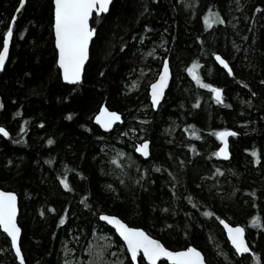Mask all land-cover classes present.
I'll use <instances>...</instances> for the list:
<instances>
[{
  "label": "trees",
  "instance_id": "trees-1",
  "mask_svg": "<svg viewBox=\"0 0 264 264\" xmlns=\"http://www.w3.org/2000/svg\"><path fill=\"white\" fill-rule=\"evenodd\" d=\"M190 3L113 0L106 14L91 19L97 31L75 84L62 81L55 62L51 0H26L16 13L0 70V125L9 132L0 135V188L17 194L26 264H63L67 257L86 264L94 230L123 244L100 213L144 229L170 249L197 247L208 264H256L251 253L235 254L219 217L245 227L264 264V0ZM18 6L19 0H0V47ZM210 12L224 23L206 26ZM152 45L159 57L144 59ZM212 53L227 60L234 76ZM164 57L171 80L153 110L145 83L131 92L126 84L142 69L158 73ZM193 62L202 82L222 89L223 103L193 79L187 70ZM103 104L122 117L109 132L93 122ZM225 129L236 135L228 137L229 159L220 160L215 133ZM144 139L147 158L134 152ZM121 255L132 264L125 249ZM138 263L146 264L142 256ZM0 264H18L1 231Z\"/></svg>",
  "mask_w": 264,
  "mask_h": 264
},
{
  "label": "snow or ice",
  "instance_id": "snow-or-ice-1",
  "mask_svg": "<svg viewBox=\"0 0 264 264\" xmlns=\"http://www.w3.org/2000/svg\"><path fill=\"white\" fill-rule=\"evenodd\" d=\"M26 0H19V6L15 9V13L11 17V22L8 23L6 30L2 33V47H0V68L5 64L6 56L9 52V42L13 35V23L17 19L16 13L21 11V8L25 5ZM53 5V23L52 29L55 36V49L57 52L56 64L59 67L63 80L68 82H79L81 80V71L85 64V61L89 58V42L94 36L97 29L90 26L89 18L93 14L97 18L109 10V4L111 0H51ZM206 26L211 27L215 23H224L220 19L219 14L210 12L203 17ZM146 30H147V26ZM144 39L143 36L140 37ZM199 39V38H198ZM215 60L227 70L229 76H234L232 68L229 63L217 53H212ZM198 65L193 62V66H190L187 70L192 75L197 84L203 88L210 89L212 95L217 103H223L222 89L214 86L210 83H204L200 77L194 73L193 68ZM169 79V61L165 57L163 60L162 70L158 73V78L150 85V94L152 107L155 108L164 95V89ZM242 83V82H241ZM261 83H264L262 81ZM247 87V85H245ZM254 95V94H253ZM70 118V117H69ZM97 123L104 129H109L113 126L114 121H119L121 116L115 111H108L103 105L100 107V112L95 117ZM21 132L24 128L21 127ZM0 134L4 137L9 136L8 130L4 126H0ZM196 135L195 132L192 133ZM215 135L223 142V146L214 155H227V141L228 135H236L235 132H231L228 129L215 133ZM48 144L53 143L51 139L47 141ZM136 152L141 153L143 156L149 155V141L144 140L143 143L136 146ZM123 155V153H120ZM253 157L257 156L255 150L252 152ZM159 170V169H157ZM60 183L65 189H69V183L61 179ZM87 207V205H85ZM16 194L14 192L0 191V229H2L8 237H10L11 247L15 251L16 258L20 261V264H24V258L22 256L21 248L18 245V236L20 234V228L16 223ZM205 216H213L212 212H204ZM99 218L102 221H106L112 225L119 236L123 239L127 246V252L130 254L133 262L137 260V254L143 252V257L148 261V264H157V261L161 257L167 258L171 264H205V258L202 253L195 247L189 245L180 251H171L165 247L159 240L153 239L145 231L140 228L129 227L121 219L116 216L106 215L104 213L99 214ZM220 224L223 225L228 240L235 249L236 255L245 253L252 254L256 264H260V259L255 252H252L250 247L245 241V229L241 225L232 226L225 222V220L216 217ZM251 221L255 226L260 227L259 217H251ZM60 224L65 223V218L60 217ZM104 250L97 251V264H107L102 260ZM92 264V261H89ZM114 264H122L117 261Z\"/></svg>",
  "mask_w": 264,
  "mask_h": 264
},
{
  "label": "rangeland",
  "instance_id": "rangeland-1",
  "mask_svg": "<svg viewBox=\"0 0 264 264\" xmlns=\"http://www.w3.org/2000/svg\"><path fill=\"white\" fill-rule=\"evenodd\" d=\"M187 0H185L186 2ZM192 0H189V4H191ZM188 5V4H187ZM189 6V5H188ZM145 37V36H143ZM161 47L160 43L158 45ZM145 58H150V59H156L159 57L156 47L152 45L151 48H149L145 52ZM159 71V70H158ZM149 74V75H148ZM157 72H154L152 68H145L142 69L141 71L138 72L137 76L133 79H131L127 84H126V89L131 92L134 91L138 88H140L141 85L148 86L152 81L157 76ZM207 96L211 95L212 92L210 89H207L206 91ZM135 146V145H134ZM122 158L124 161L130 163V158L127 153L123 154ZM103 249L104 250V255L102 257V260L107 262V264H114V262L120 261L122 264H124V260L122 258L121 252L125 249L123 244L117 246L112 240V236L110 233L101 231V230H94L91 239L88 242L87 248L85 250L86 253V264H89V261H92V264H97V256L96 253L97 251ZM65 255L66 250H64ZM63 264H76L73 261L72 257H67L64 259Z\"/></svg>",
  "mask_w": 264,
  "mask_h": 264
},
{
  "label": "water",
  "instance_id": "water-1",
  "mask_svg": "<svg viewBox=\"0 0 264 264\" xmlns=\"http://www.w3.org/2000/svg\"><path fill=\"white\" fill-rule=\"evenodd\" d=\"M112 1L113 0H111V2H110V4H109V8H110V5H111V3H112ZM108 12V11H107ZM107 12H104V13H102V14H106ZM101 14V15H102ZM93 15H95V14H93ZM93 15L92 16H90V18H89V23H90V26L92 27V25H91V19H92V17H93ZM54 19V18H53ZM95 29V28H94ZM53 36H54V32H53ZM95 37V34H94V36L90 39V42H89V52H90V45H91V41L93 40V38ZM10 42H11V38H10ZM10 42H9V47H10ZM54 47H55V36H54ZM56 50V49H55ZM220 55V54H219ZM56 56H57V52H56ZM7 57H8V55L6 56V59H5V63H6V61H7ZM222 57V56H221ZM168 58V57H167ZM222 58H224V57H222ZM89 59V58H88ZM88 59L85 61V64H84V66H83V68H82V71H81V80H82V76H83V72H84V68H85V65H86V63H87V61H88ZM225 59V58H224ZM164 60V59H163ZM213 60H214V62L220 67V68H222L223 70H225V71H227L226 69H224L223 68V66L222 65H220L216 60H215V57L213 56ZM226 60V59H225ZM169 61V60H168ZM227 61V60H226ZM5 65V64H4ZM57 65V64H56ZM57 67H58V65H57ZM162 67H163V61H162V64H161V67H160V69H159V71L160 70H162ZM4 68V66L2 67V68H0V70H2ZM58 69H59V67H58ZM60 71V70H59ZM159 73V72H158ZM60 76H61V79H62V81L64 82V83H66V84H75V83H77V82H68V81H65V80H63V78H62V75H61V73H60ZM158 78V74H157V76H156V78L154 79V81L156 80ZM81 80L79 81V82H81ZM170 80H171V69H170V65H169V79H168V83H167V85H166V87H165V89H164V95H165V92H166V90H167V88H168V86H169V83H170ZM154 81H152L150 84H149V86H148V96H149V102H150V104H151V107H152V102H151V94H150V85L154 82ZM164 95L161 97V100H160V102L158 103V105L155 107V108H153L152 107V109L153 110H156L157 108H158V106H159V104L161 103V101L163 100V98H164ZM103 106L108 110V111H115V110H110V109H108L104 104H103ZM101 107V106H100ZM100 107H99V109H98V111L94 114V116H93V122L96 124V125H98V127L102 130V131H104V132H109V131H111L112 129H113V127L115 126V125H117V124H119V123H121V121H122V117H121V119L119 120V121H114L113 122V126L111 127V128H109V129H104V128H102L101 127V125L99 124V123H97V121H96V119H95V117L97 116V114L100 112ZM115 112H117V111H115ZM117 113H119V112H117ZM120 114V113H119ZM120 116H121V114H120ZM0 126H2V125H0ZM1 136H2V134H0ZM230 135H228L225 139H226V141H227V155L225 156V155H217L218 156V158L220 159V160H228L229 159V157H230V152H229V149H228V137H229ZM219 139V138H218ZM145 140V139H144ZM144 140H141L140 142H138V143H136V145H135V147H134V152L137 154V155H139V156H141L142 158H147L148 156H143L141 153H138V152H136V146L138 145V144H141V143H143V141ZM219 141H220V144H219V146H218V149H217V152L219 151V149L223 146V142L219 139ZM150 144V143H149ZM149 152H150V148H149ZM0 191H5V192H14V191H11V190H5V189H2V188H0ZM15 193V192H14ZM16 194V193H15ZM16 205H17V213H16V223H17V226L20 228V226H19V224H18V214H19V206H18V197H17V194H16ZM104 214H106V213H104ZM106 215H112V214H106ZM112 216H116V215H112ZM116 217H118V216H116ZM119 218V217H118ZM120 219V218H119ZM99 220H100V218H99ZM122 220V219H121ZM223 220H225V219H223ZM101 222H103V223H105L108 227H110L113 231H114V233H115V235L121 240V242L123 243V246H124V248H125V250H126V253H127V255H128V257H129V259H130V261H131V263L132 264H139L138 263V258L140 257V256H142V258H143V260H144V262L146 263V264H148V261L146 260V259H144V257H143V252L141 251V252H139L138 254H137V260L135 261V262H133L132 261V259H131V256H130V254L127 252V246H126V244L124 243V241H123V239L119 236V234L116 232V230H115V228L112 226V225H110V224H108L106 221H102V220H100ZM123 221V220H122ZM124 222V221H123ZM225 222H227V223H229L228 221H226L225 220ZM125 224H127L126 222H124ZM219 223V225L221 226V228H222V230H223V232H224V235H225V237H226V239L228 240V237H227V233H226V231H225V229H224V227H223V225L222 224H220V222H218ZM230 224V223H229ZM128 225V224H127ZM232 226H236L237 224H231ZM238 225H241V224H238ZM129 227H133V228H140V227H135V226H131V225H128ZM241 226H243V225H241ZM244 227V226H243ZM140 229H142V228H140ZM244 229H245V227H244ZM143 231H145L144 229H142ZM0 231L1 232H3L4 233V235L8 238V240H9V244H10V247H11V241H10V237H8L7 236V234L2 230V229H0ZM146 232V231H145ZM147 233V232H146ZM148 234V233H147ZM148 235H150V234H148ZM245 235V234H244ZM153 239H157V240H159L158 238H156V237H154V236H152V235H150ZM20 237H21V228H20V234H19V236H18V245L20 246ZM160 241V240H159ZM245 241H246V243L248 244V242H247V239H246V236H245ZM161 242V241H160ZM228 242H229V245L231 246V248L233 249V251L235 252V249L233 248V246L231 245V243H230V241L228 240ZM162 243V242H161ZM163 244V243H162ZM164 245V244H163ZM165 246V245H164ZM192 246V245H191ZM248 246H249V244H248ZM166 247V246H165ZM194 247V246H193ZM168 248V247H167ZM186 248V247H185ZM195 248H197V247H195ZM11 249H12V247H11ZM169 250H171V251H180L181 249H183V248H181V249H170V248H168ZM198 249V248H197ZM199 250V249H198ZM200 251V250H199ZM12 252H13V254H14V256H15V259H16V261H17V263L18 264H20V261L16 258V255H15V251H14V249H12ZM22 252V251H21ZM201 252V251H200ZM202 253V252H201ZM251 253V252H250ZM249 253V254H250ZM245 254H248V253H245ZM203 255V254H202ZM242 255V254H241ZM22 256H23V254H22ZM238 256H240V255H238ZM203 257H204V255H203ZM24 258V257H23ZM161 261H166L168 264H171V262L170 261H168L167 260V258H165V257H161L158 261H157V264H159V262H161ZM24 264H26L25 263V261H24ZM205 264H208L207 262H206V260H205Z\"/></svg>",
  "mask_w": 264,
  "mask_h": 264
},
{
  "label": "flooded vegetation",
  "instance_id": "flooded-vegetation-1",
  "mask_svg": "<svg viewBox=\"0 0 264 264\" xmlns=\"http://www.w3.org/2000/svg\"><path fill=\"white\" fill-rule=\"evenodd\" d=\"M164 58H165V57H164ZM164 58H163V59H164ZM163 59H162V61H163ZM161 64H162V62H161ZM161 64H160V67H161ZM160 67H159V69H160ZM159 69H158V70H159ZM148 86H149V85H148Z\"/></svg>",
  "mask_w": 264,
  "mask_h": 264
},
{
  "label": "bare ground",
  "instance_id": "bare-ground-1",
  "mask_svg": "<svg viewBox=\"0 0 264 264\" xmlns=\"http://www.w3.org/2000/svg\"><path fill=\"white\" fill-rule=\"evenodd\" d=\"M213 58V57H212ZM159 72V71H158ZM148 98H149V96H148ZM150 103V102H149ZM228 140V139H227ZM135 147V146H134Z\"/></svg>",
  "mask_w": 264,
  "mask_h": 264
}]
</instances>
